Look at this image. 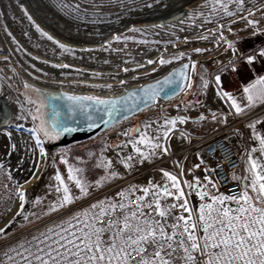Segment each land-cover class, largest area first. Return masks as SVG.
<instances>
[{"label":"rangeland","instance_id":"374dc122","mask_svg":"<svg viewBox=\"0 0 264 264\" xmlns=\"http://www.w3.org/2000/svg\"><path fill=\"white\" fill-rule=\"evenodd\" d=\"M76 1L86 2L85 0ZM108 1L111 0H105V2ZM171 1L172 0H156L153 5H163L164 2L169 3ZM203 1L207 0L195 1V3H202H199L196 7H194L190 16L189 14L193 6L192 4H187L179 10L177 8L170 11L166 10V17H168L167 21L161 22L157 26L158 29L166 28V26H171L173 24L175 25V23L182 18L189 16L180 24V27H183L184 32H181L180 30L181 33H178V28H169L166 32L169 37L166 40L160 41L159 39L148 36V33L143 30L130 31L122 34L120 36V40L114 39L111 43H109V45H107V48L100 49L98 51L94 50L92 57L88 56L86 59V57L70 55L67 59L71 63H75L76 59H79L78 61H84L86 65L77 64L82 65L81 67H85L90 71H115L118 66H122L127 68V73H131L134 71L132 65L134 66L138 63H142L145 59L149 58L151 51L170 48H173L175 51L181 49L180 54L183 53L184 55L179 54V56H175L179 57L178 59H174V57L164 59L169 61V63L161 64L159 62V65H155L157 69L154 70V72H151L152 74H145L142 77H152V80L156 79L158 75L165 72L171 66L182 63L181 61L183 60L188 63L189 68L191 69L192 62L199 64L207 60L208 57L217 55L218 51L223 50L226 46V44L219 39L220 34L222 33L226 40H230L231 35L228 28L231 25L232 20H240L243 17H246V19L258 21L256 25H251L249 27H264V0H243L242 8L237 5L236 0H222V3L227 5L228 11L234 13L233 15H227L224 9L220 5H217L214 0H210L208 2ZM47 2H49V0H39V3L32 0H0V131L14 125L18 128L23 127L34 132V137H31L32 140L24 134L23 136L25 139H20V149L18 150V152H20L17 158V164L8 160H4L3 164L0 163V194H8L11 196L12 194H20V192L25 194V199L23 201L24 206L23 208L20 207V212L13 214L11 213V208L5 213H0V220L2 219V221H4L7 219L5 223L0 224V228L4 229V232L0 233V240L9 237L53 214V212L47 214L41 213L37 216L39 213L38 210H42L45 204L46 206L50 204L49 202L51 200L48 199V193H51L52 196L58 194L56 188L60 185L54 178L57 172L60 173L69 190L76 187L74 182L68 181L67 179L68 165L81 169L82 171L79 175L83 178V181H86L87 177L92 178L102 174L106 177L110 173H114L117 169H123L126 167L125 164H127V170L116 174L115 176L117 177L115 178H128L143 172L163 158V154H160L157 149H153L151 151L142 149L144 152V158H141L139 153L133 154L134 151L132 149L131 151H128L129 155L124 153L128 157L131 156L132 159L127 160L126 158L127 163L123 161L122 164H120L118 160L121 156L124 157V151L122 148H116V144L111 143V141L116 142L117 139L121 137V133H123V131L118 130V128L123 127L124 125H120L116 128L113 126L111 127L113 129L110 128L107 131H104L106 133L103 132V134L99 137H95L82 144L69 147V149L67 146L55 148L53 150L49 149V145L52 144L56 137L54 135L52 137L45 136L43 132L39 130L42 122L43 125L48 128L46 119L41 117L42 107L40 99H43V96L41 95L39 89L30 86L28 82H26L25 75L31 76L34 80L35 76H38L40 78V82L41 80L53 82L54 84H51V87L48 88L50 90H58L60 89L59 86L67 87L70 80H75L76 82L85 81L90 84H110L100 86V88L96 87L89 89L79 88L77 86L80 85L77 83L68 86V92H76L79 94L107 93L114 89L113 86L119 87L125 83L121 84V75L120 77H116L99 73L93 74L91 72L84 75L83 73L70 68L44 67L43 63L41 64L33 59V56L35 55H39L42 58L46 57L51 61L57 60L58 57H62L60 55L55 56L54 54V51L61 50L60 48H56L55 45H51L52 42L49 43L50 40L47 38V41H45L43 36L38 34V36L35 35V33L32 32L26 25V20H23V18L27 19L28 17H31L33 20L37 18L33 13L32 7L35 6L33 3L40 4L43 9L41 10V12L43 11L42 14L46 16L47 20L50 19L49 13H52V10L49 8V4ZM102 2H104V0H102ZM75 4L77 5V3ZM91 8H94V6ZM47 9L50 11L47 12ZM37 20V23L42 24L38 18ZM139 21H142V19ZM49 36L56 39L53 35ZM200 37H206V39H201ZM197 48L202 49V51L196 52L195 49ZM24 50L27 51V53ZM144 51L149 53L144 54ZM117 53L122 57L124 56L119 63L114 57ZM107 56H112L110 57V61L106 59ZM99 61H104V63L100 65ZM25 85H27V87ZM156 102L157 106L148 108L146 113L141 112L142 114L138 116L137 114L134 115L137 117L132 116L122 122L130 120L126 124L134 123L133 129L140 128V121H137V118H142L144 114H149L150 112L156 114L161 112L163 102ZM37 109H39V111H37ZM34 117H36V119H34ZM10 133L12 134L11 131ZM3 135L5 137H2ZM7 139L8 136L6 133H0L1 152L8 151V148L6 147ZM158 142L162 143L163 141L158 140ZM166 142L167 141L164 140L163 147ZM191 143H193L192 140L189 144ZM154 152L159 154H156V158L152 160L151 156ZM84 155L88 156L85 160ZM62 157L67 160V164L63 162ZM184 158L185 155L183 154L178 156L174 162H164L160 168L158 167L155 170L147 171L142 176L137 177L126 184L125 187H122V189L117 192L128 189L130 186L145 187L146 184H148V179L151 177L155 179L157 176L162 180L161 184L165 185L167 183L170 188L171 182L167 181V178L164 177L163 172L161 171L163 170L177 177L184 193L187 190L192 207L197 209L202 203H206L205 198H201L197 195V192L202 191L197 183V180L194 179L195 177L189 169V166L184 162ZM196 160L197 157L194 156L192 166L195 165ZM109 161L111 162L110 164L108 163ZM101 165L108 166L105 168ZM178 171L181 173L182 180H180ZM6 179L8 183L5 182ZM12 179L14 181H11ZM185 181L197 186L190 189L184 184ZM39 193H41L42 197L39 196ZM142 194V192L136 191L135 194L131 195L139 196ZM126 195H128V193H126ZM113 197L115 202L121 199L116 195V193ZM37 198H39V200H37ZM43 198L45 201L42 200ZM175 201L183 203V199ZM105 203L108 204L112 202L106 201ZM176 213L178 215H188V213H182L179 207H176Z\"/></svg>","mask_w":264,"mask_h":264},{"label":"snow or ice","instance_id":"6c2138e0","mask_svg":"<svg viewBox=\"0 0 264 264\" xmlns=\"http://www.w3.org/2000/svg\"><path fill=\"white\" fill-rule=\"evenodd\" d=\"M214 2L220 5L227 15L234 14L228 11L227 5L223 4L222 0H214ZM236 3L239 7H243V0H236ZM257 23L256 20L248 21L249 25ZM43 35L49 40L53 39L46 32ZM200 38L206 39V37ZM114 39L120 40L121 37L116 36ZM219 39L232 49L235 59L230 61V65L232 71L237 74L252 65L258 57H264V47L258 51L241 53L236 49L235 42L226 40L222 33ZM57 43L59 44V41ZM59 46L66 48L63 44ZM195 51L200 52L202 49L197 48ZM178 58L174 57V59ZM159 62L169 63L163 58ZM148 63L151 64L153 61L149 60ZM64 66L67 67V65ZM188 67L187 64L183 65V69ZM195 67V62H192L193 70ZM183 69H181L182 74ZM175 76V72L169 73L162 81L157 80L147 85L146 88L151 92V97L156 95L162 85L174 83ZM184 78L188 80L186 74ZM215 82L220 85L219 75L215 77ZM123 83L124 81H121V84ZM176 86L180 87L179 83ZM188 87H191L190 82ZM243 92L249 102L248 106L256 99H264V75H257L243 87ZM218 95L231 101V107L237 114L242 112L241 106L231 93L221 90ZM69 99L115 103V100L105 101L97 97L72 96ZM176 119L183 120L180 117L166 119L165 124L175 126ZM148 127L149 125H145V128ZM39 130L45 136L52 135L43 122ZM132 131L138 130L134 128ZM171 131L172 128L169 127L163 132V136L167 138ZM124 135L131 136L132 133L125 132ZM253 136L258 141L260 153L264 155V135L253 131ZM128 143L133 145V151L139 153L141 158H144V152L136 147L137 143L150 144L154 149L168 151L167 147L158 143L152 144V139L144 133L135 140L130 139ZM256 151L255 147L251 150V152ZM251 152L248 154L250 168L247 170L251 171L252 179L250 183L241 185L242 190L236 196L213 195L206 191L197 192L201 198L209 196L210 202L202 203L199 209L194 211L189 207L188 200L184 198L185 193L177 177L161 170L167 181L171 182L170 188L175 189V192L170 190L167 183L163 187L154 185L151 181L146 187L130 186L116 193L121 198L119 202L106 204L105 200H100L91 204L89 209L82 213H77L62 221L61 224L47 229L45 233L17 242L15 248L8 249L14 252V256L5 253L7 264H264V164L257 163ZM131 159V156L127 157V160ZM62 160L65 164L68 163L63 157ZM101 166L107 168L108 165ZM125 166L128 165L125 164ZM81 171L68 165L67 179L74 182L81 194L85 195L87 188L79 175ZM110 175L115 176L116 173H110ZM54 178L60 185L56 191L60 193L62 190L63 195L59 203H56L49 211H55L76 199L70 193L59 172ZM97 183L99 184V181ZM184 184L190 189L197 186L187 181ZM136 191L143 193L136 197V201H133L130 195H126V193L135 194ZM19 195L20 207L23 208L25 194L20 192ZM169 197H172L174 201L183 199V203H169ZM175 207H179L182 213H188V215L172 216L171 209ZM145 208L149 209L147 214L144 212ZM96 209L99 210L96 211ZM129 209L132 210L129 211ZM3 232L4 229L0 228V233ZM0 264L4 262L0 261Z\"/></svg>","mask_w":264,"mask_h":264},{"label":"built area","instance_id":"2783aa9c","mask_svg":"<svg viewBox=\"0 0 264 264\" xmlns=\"http://www.w3.org/2000/svg\"><path fill=\"white\" fill-rule=\"evenodd\" d=\"M85 1L86 2L83 1L78 2L76 0H49V2L47 3L49 4L48 6L52 10V13H49L50 19L48 20L46 19V16L42 14L41 10L43 9L40 6V4L39 6H35L34 7L35 13L39 14V20L40 19L42 20L43 22L42 24L37 23L38 21L37 18H35V20L29 19V17L27 19L23 18V20H26L25 22L26 25L30 28L32 32L35 33V35L38 34L43 36V39L45 41H47L48 39L47 36L43 35V33L45 32L48 35H53L56 38V39L54 38L51 39L49 43L52 42L51 45H55L56 48L61 49V50H55L54 54L55 56L60 55L62 57L61 58L58 57L57 60H53V61L50 60L52 63H54L55 65L62 64L63 66H60L58 68L70 67L71 69L81 72L84 75L88 74V72H86V70L88 69L81 67L82 65L85 64V62L82 60L78 61L79 59L78 60L76 59L75 63H71L67 59L68 56L70 55H74L77 57L82 56V57H86V59L88 56L92 57L94 50L98 51L100 49L107 48V45H109V43H111L114 40V37L121 36L122 34L130 32L132 31V29H134L132 27L126 29L127 24H124L123 27H119L118 25H116V22H120L122 20H125V22L133 21L134 23L132 24L135 25L137 22H139V19H143V17H145L148 14H150V17H152L153 19L156 16V15L152 16L156 7L163 9L165 8V4L168 3V2H164L163 5L161 4L153 5V3L156 0H111L108 2H105V0L104 2H102V0H96V1L85 0ZM173 1L174 0H172L171 2ZM176 1L177 4L182 3V6H185L187 4L193 5L190 10L189 16L191 15L194 7H196L199 3H202V2L195 3L196 0H190V2L189 0H176ZM208 1L210 0L203 2H208ZM75 3H77V5ZM92 6H94V8H91ZM48 11L50 10L47 9V12ZM189 16H187L186 18H188ZM157 17L159 16L157 15ZM186 18H182L181 20L176 22L175 25L173 24L171 26H166V28H160L157 29V31L162 33V36H166L163 34L166 33L169 28L172 27H175L176 29L178 28V33L184 32L183 27H180V24ZM136 30H141V29H136ZM105 36H108V38H110L111 40L109 39L107 44H101L96 48L94 45L96 44L98 45L97 41H102ZM159 40L160 41L166 40V38H160ZM57 41H59V44L57 43ZM65 41H69V43ZM60 44L65 45L66 48H61L59 46ZM25 52L27 53V51ZM43 58L47 59L46 57ZM33 59L41 63L34 56ZM106 59L110 61L111 58L107 56ZM119 62L120 60L118 61V63ZM77 63L82 65H78ZM99 63L100 65H102L104 61H99ZM64 65H67V67H65ZM43 66L47 67L44 64ZM48 66L51 68H55L52 67L51 65ZM77 68L86 69V70H81ZM31 80H33L34 82L37 80L40 81V78L38 76H35V80L32 78ZM41 81L48 82L44 80ZM26 82L28 81L26 80ZM49 83L54 84L53 82L50 81ZM28 84L34 87L29 82ZM138 85H140V83L137 84L130 83V85L124 84L119 87L113 86L114 89H112L110 92L107 93L105 92L101 93L103 95L89 94V93L79 94L76 92L69 93L67 91L64 92L70 95H82L86 97H97L100 99H104V98L120 96L128 88L136 87ZM44 91H47L48 93L60 92L59 89L58 90L46 89ZM156 101L162 102L160 100H156ZM156 101L149 108L157 106ZM240 137H241V132L238 128H235L234 126H228L211 136L201 137V138H191L193 143L187 145L180 153L169 154L167 158L162 159L159 162H156L151 167L147 168L146 170H144L143 172L137 175H133L128 178L125 177L115 178L112 181L92 190L88 194L83 195L82 197H79L77 199H74L70 204L61 207L59 210L53 212V214L40 220L39 222H36L33 225L28 226L9 237L3 238L2 240H0V261H3L4 264H7V258L5 256V253L7 252L9 256H14V252H10L8 251V249L15 248L17 242H22L24 240L30 239L32 236H38L40 233H45L47 229L53 228L55 225L61 224L62 221L67 220L69 217L77 213H82L84 210L89 209L91 204L96 203L100 200H105V202L106 201L115 202L113 195L117 193L118 190L122 189V187H125L126 184H128L135 178L142 176L147 171L155 170L158 167L160 168L164 162L167 161L174 162V160L178 158V156L183 154L185 155L184 162L189 166V169L196 178L197 183L202 192L206 191L213 195H221V194L225 196L238 195L242 190L241 168H242V158L245 151ZM142 146L143 144L136 145V147L139 148ZM194 156L197 157V160L195 165L192 166V160ZM196 165H198V167H195ZM178 175L180 176V180H182L181 173L179 171H178ZM205 177H207V179H205ZM149 181H151L152 184L155 185V181L151 177L150 179H148V184H146V186L149 185ZM213 184L215 185L214 187L212 186ZM128 195H130V198L133 201H136V197H137L136 195H131L129 193ZM185 197L188 200V205L190 208H192L194 211L199 209L200 206H198L197 209L196 208L194 209L192 207V205L190 204V199L186 193H185ZM106 198H111V200H106ZM204 198L206 203L210 202L209 196H204ZM168 202L173 203L174 199L172 197H169ZM234 206L235 205H233V207ZM98 210L99 209H96V211ZM131 210L132 209H129V211ZM144 212L147 214L149 212V209L145 208ZM171 215L178 216L175 208L171 209ZM81 218L83 219L82 216Z\"/></svg>","mask_w":264,"mask_h":264},{"label":"crops","instance_id":"0c3cea01","mask_svg":"<svg viewBox=\"0 0 264 264\" xmlns=\"http://www.w3.org/2000/svg\"><path fill=\"white\" fill-rule=\"evenodd\" d=\"M248 21L249 19H246V17H243V19L240 20H232L231 25L228 28V30L231 29V31H229L231 35L229 41L235 42L236 49L241 53H250L253 50L258 51L261 47H264V27L251 28L249 27L251 25L248 24ZM234 59L235 57L233 56L232 49L228 48V45L226 44L223 50L218 51L217 55L208 57L204 62L195 64V70H193V68H189L188 80L184 88L177 96L167 101H162L163 106L159 114L150 112L149 114H144L142 118H137V121H140L139 123L141 125L140 128H137L138 131H132L134 123L126 124L130 120L121 122L114 126L116 128L120 125H124L123 127L118 128V130L123 131V133H121V137L117 139L116 142L111 141V143L116 144V148H122L124 151V157L121 156L118 162L122 164V161H127V155H129L128 151L133 149V145L128 143V141L130 139L135 140L141 133H144L147 137L151 138L152 144L158 143L163 146L164 140L167 141L164 145V147H167L168 149L167 152L157 149L160 154H163V158L161 159H165V157L169 154L180 153L191 142V138L211 136L225 127L234 126L241 132L240 138L245 149L241 168L242 184L250 183L252 173L247 170L250 168L248 154L251 152L253 147L257 148L256 152H251L253 158L257 161V163L264 164V155L260 153L258 141L253 136V131L259 133L260 135H264V99H256L250 106H248L249 102L243 92V87L251 80L255 79L257 75H264V57H258L252 65L248 66L246 69H242L239 74L232 71L230 61ZM217 75L221 77L220 85H217L215 82V77ZM189 82L191 87H188ZM221 90L232 94L242 108L241 113L237 114L235 112V109L231 107V101L227 98H221V96L218 95ZM147 111L148 110L146 109L145 112L143 111L142 113H146ZM142 113L137 114V116ZM213 115H215V119H213ZM177 117L183 118V120L181 121L180 119H176L175 126L165 124L166 119L171 120ZM145 125H149V127L145 128ZM249 125H254V127H249ZM169 127L172 128V131L169 133L168 137L165 138L163 136V132ZM157 129H159V131H157ZM125 132H131L132 135L125 136ZM0 133H6L8 136V139L6 140V147L8 148V151H0V163L3 164L4 160H8L17 164V158L20 152H18L20 149V139H25L23 136L24 134L32 140L34 132L27 128H18L13 125L10 128L1 130ZM101 134L96 137H99ZM2 137L5 136L3 135ZM158 140H162L163 142L159 143ZM84 142L69 145L67 147L69 149V147H73ZM117 145H119V147H117ZM140 148L148 151L154 149L150 144H143ZM155 152L151 156L152 160L156 158V154H159ZM134 153L136 152H133V154ZM85 155L84 160L88 158V156ZM127 168L128 166L123 169H117L114 173H122L124 170H127ZM115 177L117 176H112L110 174L106 177L103 174L92 178L87 177L86 181H83L87 188V194L91 192L92 189L94 190L112 181ZM11 181L14 180L12 179ZM97 181H99V184ZM154 181L155 185L158 186H160L162 182L158 176L155 177ZM5 182L8 183L7 179ZM161 186L164 185L161 184ZM70 190V193H73L72 196L76 199L83 196L80 190L76 187H73ZM171 191L175 192V189H171ZM186 194L188 195V192ZM62 195L63 192L53 196L51 193H48V199L51 200L49 202L50 204L47 206L45 204L42 210H38L39 213L37 216L41 213L47 214L54 212L49 211V209L54 207L56 203H59ZM39 196H41V193H39ZM42 200L45 201L44 198ZM174 202L179 204L177 201ZM0 208V213H5L11 208V213L13 214L20 212L19 194H12V196L8 194H0ZM6 220L7 219L2 221L1 219L0 224L5 223Z\"/></svg>","mask_w":264,"mask_h":264},{"label":"water","instance_id":"95a60500","mask_svg":"<svg viewBox=\"0 0 264 264\" xmlns=\"http://www.w3.org/2000/svg\"><path fill=\"white\" fill-rule=\"evenodd\" d=\"M184 62L175 66L165 75L150 82L128 88L122 95L104 98L101 100L115 103H97L95 100L74 101L69 97H86L82 95H70L66 92L48 93L39 90L43 96V103L47 110V122L57 141L49 145V149L62 148L90 140L122 121L139 114L151 107L156 100L167 101L177 96L186 84L184 74H189V67L183 69ZM183 69V74L181 73ZM176 73L175 82L162 85L161 89L151 97V92L146 88L168 76ZM179 83L180 87L176 84ZM147 93V94H146ZM151 97V98H150ZM55 121V123H53Z\"/></svg>","mask_w":264,"mask_h":264},{"label":"bare ground","instance_id":"6f19581e","mask_svg":"<svg viewBox=\"0 0 264 264\" xmlns=\"http://www.w3.org/2000/svg\"><path fill=\"white\" fill-rule=\"evenodd\" d=\"M32 1H35V2H38L39 3V0H32ZM181 2V1H180ZM189 2H190V0H189ZM28 3H29V1H28ZM30 4V3H29ZM33 5H35V6H38L39 4H37V3H33ZM31 6V5H30ZM35 6H33V7H35ZM32 7V6H31ZM32 7V9H33V13H34V15H36V17L39 19V14H37V13H35V8H33ZM181 7H183L182 6V3L180 4H177V1L176 0H174L173 2H170V3H166L165 4V8H163V9H160L159 7H156V9H155V14L153 15L152 14V16H155V18H153L152 19V17H150V14L149 15H146V17H143V19H142V21H139V22H137L135 25H133L132 23H134L133 21L132 22H125V20H122V21H120V22H116V25H118L119 27H123L124 26V24H127L126 25V29H129L130 27H132V28H134V29H141V30H143V31H146L147 33H148V36H151V37H153V38H155V39H160V38H168L169 37V35H167L166 33H164L163 35H166V36H162V33H160V32H157L156 30L158 29V25L161 23V22H164V21H167V18L168 17H166V10H173V9H175V8H177L178 10L181 8ZM177 10V11H178ZM43 12V11H42ZM176 12V11H175ZM157 15L159 16V17H157ZM150 17V18H149ZM49 18V17H48ZM155 19V20H154ZM139 20H141V19H139ZM40 21L42 22V20L40 19ZM43 23V22H42ZM197 32V31H196ZM192 34V33H191ZM147 35V34H146ZM189 36H194V35H189ZM109 39L110 38H108V36H105L104 38H103V40L102 41H97L98 42V45L96 44V45H94V46H100L101 44H107L108 43V41H109ZM190 39V38H189ZM111 40V39H110ZM65 42H69V41H65ZM184 51H185V49H184ZM180 52H181V49H178V50H174L173 48H170V49H158V50H154V51H151L150 53H151V55H150V57L149 58H147V59H145L142 63H138V64H136V65H132V68L134 69V71L133 72H131V73H127V71H125V69H127L126 67H122V66H120V67H118V68H116V70L114 71H109V70H106V71H90V70H86V69H81V68H77V69H81V70H86V72H92L93 74H95V73H99V74H103V75H113V76H116V77H120V75H121V80L122 81H124V83L125 84H128V85H130V83L131 84H134V83H140V84H143V83H147V82H150V81H152V80H154V79H152L151 80V78H142L145 74H148L149 75V73L150 74H152L151 72H154V70H156L157 68L155 67V65L156 64H158L159 63V61H160V59L161 58H163V59H170V58H173V57H175V56H179V54H180ZM146 53H149V52H147V51H144V54H146ZM111 55V54H110ZM37 60H39L41 63H43L44 65H46L47 67H49L48 65H51L52 67H55V68H58V67H60V66H63L62 64L60 65H58V64H54V63H52L50 60H47V59H45V58H42V57H39V56H34ZM110 57H112V56H110ZM115 58H116V60H121L123 57L120 55V54H115V56H114ZM31 58V57H30ZM149 60H151V61H153V63H151V64H149L148 63V61ZM188 60V59H187ZM117 62V61H116ZM182 63H184L185 62V60H183V61H181ZM179 64H181V63H179ZM179 64H177V65H179ZM86 65V64H85ZM159 65V64H158ZM177 65H174V66H171L169 69H167L165 72H162L160 75H158V76H163V75H165L166 73H168L169 71H171L175 66H177ZM89 67V66H88ZM90 67H92V66H90ZM104 67V66H103ZM70 68V67H69ZM85 68V67H84ZM107 68V67H106ZM71 69V68H70ZM129 69H130V67H129ZM65 70V69H64ZM69 71V70H68ZM72 71V70H71ZM103 75H101V76H103ZM157 76V78H159ZM156 78V79H157ZM25 79L30 83V84H32L34 87H36L37 89H39V90H46V89H48L49 87H51V84L52 83H49V82H40L39 80H37V81H33V80H31L30 79V76H27V75H25ZM117 80H118V78H117ZM143 82V83H142ZM78 84V85H80V86H77V87H79V88H86V89H89V88H100V86H103V85H110V84H107V83H102V84H100V83H92V84H90L89 82H76L75 80H70L69 81V84H68V86H70V85H72V84ZM68 86L67 87H63V86H59V90H60V92H64V91H67L69 88H68ZM85 91V90H84ZM88 91V90H87ZM68 92V91H67ZM57 93V92H56ZM70 93V92H69ZM85 94V93H84ZM101 95H103V94H101ZM105 95V94H104Z\"/></svg>","mask_w":264,"mask_h":264},{"label":"flooded vegetation","instance_id":"af4514ba","mask_svg":"<svg viewBox=\"0 0 264 264\" xmlns=\"http://www.w3.org/2000/svg\"><path fill=\"white\" fill-rule=\"evenodd\" d=\"M40 102H41V117L43 118H45L46 119V122H47V116H46V113H47V110H46V108H45V106H44V103H43V100L42 99H40ZM47 125H48V122L46 123ZM48 128H49V126H48ZM50 129V128H49ZM50 131H51V129H50ZM53 136V133H52V135H51V137ZM56 137V136H55ZM57 141V137H56V139L52 142V143H55Z\"/></svg>","mask_w":264,"mask_h":264}]
</instances>
